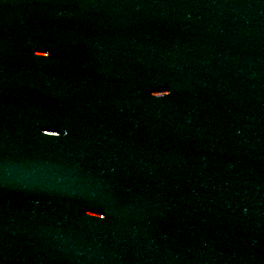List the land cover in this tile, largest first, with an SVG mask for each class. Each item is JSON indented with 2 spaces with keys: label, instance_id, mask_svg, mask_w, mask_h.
<instances>
[{
  "label": "water",
  "instance_id": "1",
  "mask_svg": "<svg viewBox=\"0 0 264 264\" xmlns=\"http://www.w3.org/2000/svg\"><path fill=\"white\" fill-rule=\"evenodd\" d=\"M0 264H264V0H0Z\"/></svg>",
  "mask_w": 264,
  "mask_h": 264
}]
</instances>
